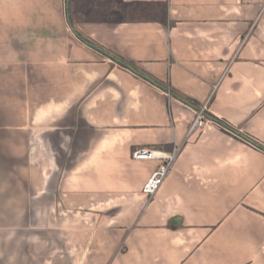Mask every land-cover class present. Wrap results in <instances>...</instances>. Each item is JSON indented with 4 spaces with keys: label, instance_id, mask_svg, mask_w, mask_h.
<instances>
[{
    "label": "crops",
    "instance_id": "obj_1",
    "mask_svg": "<svg viewBox=\"0 0 264 264\" xmlns=\"http://www.w3.org/2000/svg\"><path fill=\"white\" fill-rule=\"evenodd\" d=\"M256 143L264 0H0V264H264Z\"/></svg>",
    "mask_w": 264,
    "mask_h": 264
},
{
    "label": "built area",
    "instance_id": "obj_2",
    "mask_svg": "<svg viewBox=\"0 0 264 264\" xmlns=\"http://www.w3.org/2000/svg\"><path fill=\"white\" fill-rule=\"evenodd\" d=\"M167 94L170 95V92L167 91ZM212 121L213 120L207 115V105H205L198 112L191 130L193 131L196 128L203 127L206 123ZM180 151L181 147H174L171 153H165L151 149H141L133 153V158L135 160L160 161L159 166L148 177L143 187V193L148 198V201H151L152 198L160 190L161 186L163 185L170 171L172 170Z\"/></svg>",
    "mask_w": 264,
    "mask_h": 264
},
{
    "label": "trees",
    "instance_id": "obj_3",
    "mask_svg": "<svg viewBox=\"0 0 264 264\" xmlns=\"http://www.w3.org/2000/svg\"><path fill=\"white\" fill-rule=\"evenodd\" d=\"M76 37L82 41L84 44H86L87 46L91 47L92 49L96 50L97 52L105 55L106 57L110 58L113 63L118 64L120 67L129 70L130 72L134 73L136 76L141 77L143 79L148 80L150 83L158 86L159 88L163 89L164 91H169L171 95H173L171 92L172 90H170L169 87H167L166 85H164L162 82L156 80L154 77L150 76L148 73H146L144 70H142L139 66V64L137 62L134 61H129L126 60L122 57H120L119 55L115 54L114 52L104 48L103 46L99 45L98 43H96L94 40L90 39L89 37L85 36L84 34H82L79 31H74ZM177 94H175L176 96ZM181 101H183L184 103H186L189 106L192 107H196V103L191 100V99H186L183 98L179 95H177ZM210 117V116H209ZM212 118V117H210ZM216 123L222 125L223 127L227 128L228 130H230L232 133H236L235 131H233V129H231V127L226 124L225 122L219 120V119H214L212 118ZM241 136V135H240ZM246 138V137H244ZM247 139V138H246ZM249 140V139H248ZM256 146L259 147L260 149L264 150V146L260 145L258 143H256Z\"/></svg>",
    "mask_w": 264,
    "mask_h": 264
},
{
    "label": "rangeland",
    "instance_id": "obj_4",
    "mask_svg": "<svg viewBox=\"0 0 264 264\" xmlns=\"http://www.w3.org/2000/svg\"><path fill=\"white\" fill-rule=\"evenodd\" d=\"M61 212V211H60ZM45 212H43V213H41L42 215L44 214ZM25 215H24V217L25 218H28L29 216H30V213L29 212H25L24 213ZM62 215H63V213H62Z\"/></svg>",
    "mask_w": 264,
    "mask_h": 264
}]
</instances>
